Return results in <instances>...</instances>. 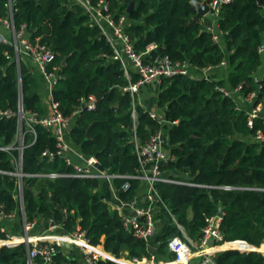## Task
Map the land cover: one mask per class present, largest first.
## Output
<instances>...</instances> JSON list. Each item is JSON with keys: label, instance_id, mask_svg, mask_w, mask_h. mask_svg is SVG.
Returning a JSON list of instances; mask_svg holds the SVG:
<instances>
[{"label": "trees", "instance_id": "16d2710c", "mask_svg": "<svg viewBox=\"0 0 264 264\" xmlns=\"http://www.w3.org/2000/svg\"><path fill=\"white\" fill-rule=\"evenodd\" d=\"M91 1L97 5L101 0ZM131 1L111 0V13L116 18L127 15L126 34L138 54L156 47L146 56L147 64L168 59L172 64L186 63L192 69L205 70L226 61L229 85L192 75L163 78L157 98L160 114L154 119L124 91L139 81L138 75L132 74L131 82L125 77L120 62L113 59V49L79 5L71 0H0V19H12L16 30L26 25L30 41L54 55L48 71L60 79L53 99L67 118L80 111L70 140L83 156L97 159L105 172L115 177L112 184L121 201L134 202L141 186L129 179L140 168L135 140L147 143L162 131L164 122L171 126L168 147L175 160L162 170L173 180L196 186L156 184L161 215L168 223L153 243L157 261L171 263L176 258L169 243L183 235L175 221L198 243L207 220L220 210L225 243L262 248L264 142L245 139L264 135V76L256 78L264 67V0H230L221 5L217 18L221 43L214 42L207 31L212 24L210 16L195 20L190 0H135L129 15ZM223 43L230 52L228 57ZM228 86L244 100L255 95V108L263 106L252 128L249 112L238 107L237 98L220 91L229 90ZM90 98L95 99V110H83ZM21 111L25 117L45 115L32 71L22 59L17 64L13 46L0 41V148L7 149L0 151V209L6 216L21 207L19 179L9 175L16 173L15 161L21 155L17 149ZM8 112L13 115H1ZM25 126L26 120L22 197L27 222L36 217L52 221L65 236L79 229L91 246L104 247L116 260H149L152 251L148 244L124 228L121 215L112 210L97 179L48 177L72 174L74 168L58 156L53 161L43 157L46 152L56 155L58 151L49 130L40 124ZM2 228L0 224V241L8 236ZM58 248L52 264H81L63 247ZM27 256L24 243L0 247V264H27ZM217 256L215 264H264V255L256 250L228 249ZM96 264L120 263L99 260Z\"/></svg>", "mask_w": 264, "mask_h": 264}, {"label": "built area", "instance_id": "2783aa9c", "mask_svg": "<svg viewBox=\"0 0 264 264\" xmlns=\"http://www.w3.org/2000/svg\"><path fill=\"white\" fill-rule=\"evenodd\" d=\"M73 3L79 5L89 16L90 24L98 27L101 34L107 40L108 44L114 51V60L120 62L125 77L131 82L132 74H136L139 77V81L135 84H130L128 88L124 91L129 92L134 100L137 99L139 92L148 86L159 85L163 78H172L175 76L192 75L191 67L186 63H176L172 64L168 59L157 60L151 64H147L145 61L146 56L149 52L154 50L156 47L151 46L148 48V52L145 54H138L135 50L133 42L130 40L129 36L126 34V26L128 24L127 15H122L116 18L113 13H111V0H101L97 5H93L91 0H71ZM209 7L211 10L210 17L212 24L208 27L207 31L213 34V40L216 43H221V37L217 33L218 22L217 18L220 14V7L222 4L230 2V0H208ZM0 22L4 24L10 31H12V40L0 38V41L4 44L11 45L15 48L17 52V64L20 65L22 56H29L33 59L39 72L42 74L50 95H51V106L50 114L41 117V121L37 122L36 116L28 115L23 119H27V126L30 123L40 124L45 129L49 130L57 143V154L44 153L43 157L48 158L49 161H53L56 156L65 160L68 166L74 168L72 174H51L48 177L50 179H55L58 177L67 178H78V179H108L113 180L115 177L110 176L105 173H101L98 170V165H100L95 158H84L81 154L80 157L83 161L80 164H75L71 160V147L72 142L69 138L74 122L80 111L78 110L75 114L67 118L63 115L60 110V104L53 99V91L55 86L59 81V76L55 73H50L48 71L49 64L54 60V55L45 46L39 44L34 45L29 36L27 35V26L23 25L19 30H16L14 24L11 20H1ZM220 67L227 68V62H223ZM217 68V67H216ZM214 68L205 69L207 72ZM208 70V71H207ZM193 76V75H192ZM205 75L203 78H207ZM225 96L238 93L237 90L229 91L227 89H221ZM234 93V94H233ZM256 96L251 95L245 101L253 106V109L249 112V127L254 126V121L261 116L263 106L254 107ZM83 105L89 111L95 110V99L90 98L89 101L85 102ZM22 112V111H21ZM6 117H10L13 114L11 112L2 113ZM21 115V114H20ZM132 116L134 121L137 120V113L135 108L133 109ZM152 118L158 119V115L151 113ZM23 123H20L18 142L19 147L17 148L21 155L16 165V173L9 174L14 175L19 179L18 186V200L21 205L20 209L24 214V228L26 232V238H14L9 234L6 240L0 241V247L2 246H13L17 244H26L28 247L27 264H37L38 260H42V264H52L54 257L57 255L59 248H62V243L76 247L80 249L85 255L86 264H96L99 260H111V257L107 254L99 253L98 248L90 245V242L85 238V234L81 233L79 229H76L74 235L63 236L60 238H55L53 236L40 237L38 239H33L30 237V233L35 228L34 222H27L24 203L22 197V178L24 177L22 173V151L25 148L23 139ZM34 136L36 133L32 130ZM25 138V135H24ZM255 142H264V135L258 133L257 137L253 138ZM137 147L138 158L140 161V168L137 170L136 174L129 179L137 180L141 183L140 188L146 194L144 197V203L141 205H136L135 202H123L115 194L114 200L116 203L114 205L110 204L112 210L117 211L122 219L124 228L133 233L136 237L146 242L152 251L151 258L149 260H133L124 261V264H159L155 256L156 248L153 243L158 236V218L161 216V206L162 201L157 193L156 184L157 183H171V184H182L188 186H196L189 182H179L173 180L166 172H163L162 167L170 162L174 161L175 158L167 151V142L163 132L157 133L151 138L147 143H140L135 140ZM7 149L0 148V151H6ZM127 211L133 212L132 215H127ZM12 217L6 216L3 208L0 209V221L5 218ZM174 219V218H173ZM222 218L218 216L211 217L207 220L206 227L203 230V238L200 242L194 243L187 236L184 228L179 225L176 221L175 225L180 229L182 237H176L172 239L169 243L170 251L175 254L176 258L173 262L168 264H192L195 258H199L200 262L198 264H215V258L219 253L221 247H225L224 237L220 232ZM50 229L54 231L60 227L55 225L50 221ZM2 232H6L4 228L1 229ZM54 239H57L56 242ZM62 240V241H61ZM67 241V242H64ZM252 248V247H251ZM254 249V248H253ZM251 251V250H246ZM109 256V258H107ZM121 262V261H119ZM71 264V263H69Z\"/></svg>", "mask_w": 264, "mask_h": 264}, {"label": "crops", "instance_id": "0c3cea01", "mask_svg": "<svg viewBox=\"0 0 264 264\" xmlns=\"http://www.w3.org/2000/svg\"><path fill=\"white\" fill-rule=\"evenodd\" d=\"M1 23V22H0ZM3 37L4 39L10 40L12 38V31H10L6 26H4V24H0V38ZM222 49L224 51V53L228 56H230V52L227 49V46L223 43L222 44ZM21 59L23 60V62L29 67V69L32 71L37 83H38V91L41 97V104L42 107L44 109L45 115H49L50 114V106H51V95L48 89V86L42 76V74L39 72L36 64L34 63L33 59L30 58L29 56H22ZM208 71V70H207ZM191 72L192 75L196 78H203L205 75H207L209 78L213 79V80H217V81H224L227 84L229 83V71L226 69V67H217L214 69H211L207 72V74H205L204 70H198V69H192L191 68ZM264 76V67L258 72V74L256 75L257 80H261L262 77ZM229 85V84H228ZM228 89L231 91L232 88L230 86H228ZM158 93H159V85H152V86H148L143 88L139 94H138V104L144 108H146L147 110H149L151 113H155L157 115L160 114V110L158 109V102H157V98H158ZM234 94V93H233ZM234 97L237 98L238 102H239V108L242 110H246L248 112H250L253 109V106H251L250 104H248L244 99H242L238 93L234 94ZM170 125L167 124L166 122L163 123V134L166 138V142H167V151L170 152L169 147H168V132L170 130ZM70 138V136H69ZM245 140H249L250 142L254 141L252 140V137L245 139ZM72 147H71V160L73 161V163L75 164H80L83 159L80 157L81 155V151L80 148L75 146L73 143ZM84 158H87L85 156H83ZM16 166V165H15ZM99 181V185H100V189L104 192V194L106 195L108 202L112 205H114L116 203V201L114 200L115 197V189L113 188V184L111 180L108 179H100ZM144 197H146L145 192L143 191L142 188L139 189L138 193H137V197L135 199V204L136 205H141L144 203ZM127 215H132L133 212L127 211L126 212ZM218 216V215H217ZM224 216V214H223ZM223 219V218H222ZM35 228L32 230V232L30 233V237L33 239H38L40 237H48L51 236V233L53 232L50 227V221L44 220L40 217H36L35 219ZM0 224L3 225V228L6 230V232L14 238H26V232H25V228H24V214L22 212V210L20 209L16 214H13L12 217H8L5 218L4 220L0 221ZM167 222L164 221V218H162V215L158 218V233H163V231L165 230V228L167 227ZM237 244L235 245H230L227 244L225 245V247H221V249L219 250L220 252H224L225 250L228 249H237V250H251L250 246H248V244L243 243V242H235ZM233 244V243H231ZM103 247H99L98 251L101 254H107L111 257V260H115V258L113 256H111L110 254H108L107 252L105 253L102 249ZM253 248V247H252ZM254 250L262 253L264 255V245L262 248L260 249H255ZM251 250V251H254ZM263 250V251H262ZM64 252L66 254L69 255H74L76 258V261L81 264H86L85 262V255L84 253L80 250L77 249L76 247H67L64 248ZM109 256H107V258H109ZM122 261V263L126 260L122 259L120 260ZM200 262L199 258H195L192 261V264H198ZM159 264H168L167 262H163V261H159Z\"/></svg>", "mask_w": 264, "mask_h": 264}, {"label": "water", "instance_id": "95a60500", "mask_svg": "<svg viewBox=\"0 0 264 264\" xmlns=\"http://www.w3.org/2000/svg\"><path fill=\"white\" fill-rule=\"evenodd\" d=\"M190 4H191V6L193 8V11L196 13L195 20L197 22H200L203 18L209 16L210 13H211L208 0L207 1L206 0L205 1L190 0ZM134 8H135V0H132L131 3L128 6L127 13L130 15L133 12ZM63 65H66V60L63 62ZM257 82H258V84L260 83L259 81H257ZM21 106H22V103H21ZM82 109L85 110L86 106L83 105ZM22 120H23V115H22V112H21L20 123H23ZM36 120H37V122H40L41 121V116H36ZM164 121H165L164 118L161 117L160 118V122L163 123ZM88 137H90V130L88 131ZM97 168H98V170L101 173H105V169L101 165H98ZM191 180H192L191 178H187V181H191ZM218 217L219 218H223V211L222 210L219 211ZM61 245H62L63 248L72 247V246L66 245L64 243H62ZM102 249L106 253L105 248L103 247ZM250 249L254 250L253 248H250Z\"/></svg>", "mask_w": 264, "mask_h": 264}, {"label": "rangeland", "instance_id": "374dc122", "mask_svg": "<svg viewBox=\"0 0 264 264\" xmlns=\"http://www.w3.org/2000/svg\"><path fill=\"white\" fill-rule=\"evenodd\" d=\"M202 1V0H201ZM1 24V23H0ZM3 24V23H2ZM10 40H12V38L10 39ZM26 120V126H27V119H23L22 120V122H24ZM26 126H25V128H26ZM24 128V129H25ZM163 130V129H162ZM25 131H26V129H25ZM25 131L23 132V134L25 135ZM24 135L22 136L23 137V139H21L23 142L25 141V138H24ZM252 140H253V138H252ZM72 142V141H71ZM16 162V165L18 164V160H16L15 161ZM164 221H166L165 219H164ZM71 235H74V234H71ZM70 234H67L66 236H71ZM51 236H53V237H55V238H60V237H63L64 236V234L61 232V230L60 229H55L52 233H51ZM56 240L57 239H54V241L56 242ZM249 246V245H248ZM247 249H245V251H246ZM263 251V250H262ZM218 257V256H217ZM216 257V258H217ZM216 258H215V260H216ZM112 261H116V262H118V263H120V264H124V263H122V261L121 262H119L120 260H112ZM157 262H159V261H157Z\"/></svg>", "mask_w": 264, "mask_h": 264}, {"label": "bare ground", "instance_id": "6f19581e", "mask_svg": "<svg viewBox=\"0 0 264 264\" xmlns=\"http://www.w3.org/2000/svg\"><path fill=\"white\" fill-rule=\"evenodd\" d=\"M62 241V240H61ZM64 242H67V241H64Z\"/></svg>", "mask_w": 264, "mask_h": 264}]
</instances>
